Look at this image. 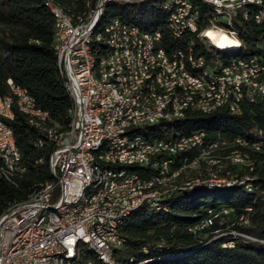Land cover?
Wrapping results in <instances>:
<instances>
[{"label": "bare ground", "instance_id": "obj_1", "mask_svg": "<svg viewBox=\"0 0 264 264\" xmlns=\"http://www.w3.org/2000/svg\"><path fill=\"white\" fill-rule=\"evenodd\" d=\"M83 1L85 2L87 12L73 16L67 13L62 6L54 3L53 0H44V5L54 18L53 47L56 46L59 17H63L68 23H72L73 26H83L85 21L89 18H94L96 15L95 20L90 25V41L87 42L86 46V63L90 69L91 76L93 78H102V76L106 75L100 80V95L110 96V86H115V92L126 94L129 97L128 106H130V109H134L133 112L129 113V117L123 118V115L126 114V106H118L116 109V104H109V114H115L116 118L108 117V124L110 127H114V131L123 132V138L106 136L99 139L95 144L96 155H107L113 151L131 152L141 150L144 145H150L157 141L158 138L151 137L150 129L160 123L181 121L187 115L193 113L210 115L222 109L227 111L230 104L231 108L240 114L243 106L255 104L252 100H248L246 95L241 93L240 90H232V96H230L228 87L224 86V82L220 78V73H216L209 67L200 66L195 63V50H198L201 55L211 56V62L219 63L220 65H246L254 63V57L257 56L243 55L244 49L240 38L239 42H234L222 34L221 30L215 29L210 25H204L202 34L215 42L210 45V42L204 36H195L194 38L191 26L181 25L177 22L176 17L181 15L182 10H200L202 12L199 5H203L211 9L202 13L204 15V22L214 24L215 10L212 6V0H107L103 5L102 3L105 0ZM114 3L136 4L140 8L148 5L165 12V28L167 33L181 47H172L167 50L163 47L162 36L159 32L144 30L137 25L123 22L120 18H112L107 22H102L105 17L106 6ZM167 4L168 6H164ZM100 5L102 6L99 9ZM226 13H229V6H220L219 14ZM244 17L246 20H253L256 24L260 21V24L264 25V1H246L244 3ZM112 33L116 48H122L121 52H114L113 54V63L116 68H112L111 65H103L102 60V53H107L108 51L106 40L108 39V35ZM153 38L155 41H159V49L168 51L170 61L176 64V71H184L185 74H172L169 76V59L156 58L157 44L153 41ZM195 45L198 48H195ZM54 52L59 74L64 80L66 91L72 103V107L69 110V128L65 133L55 135L47 128L48 113L36 107L34 99L28 94L27 90L18 86H10V82L12 81L8 80L7 84L10 93L0 97V127L4 133L12 134L14 145L16 144L13 132L7 123L8 120H12L14 117L13 108L24 114L30 125L41 132L47 133L49 140L64 139L74 128L76 96L71 92L67 72L64 69V62L55 50ZM255 68L259 72H264V60L255 61ZM191 80L195 81V83H192ZM203 85L208 86V91L205 92ZM32 107H35V109ZM228 113L237 115L235 112ZM198 134L203 133L198 132L192 136L180 138L169 136L159 140L169 142L171 149H179V156L182 153H188L187 148H189V141L182 139H188ZM250 136L255 140L245 143L243 141L245 139L239 137L233 142L235 146L234 150H230L227 156L216 159V163L220 162V160L224 161V169L219 171V175H224V178L216 181L221 183H238L249 180L245 178V180L238 181L236 175L232 173L231 168L253 170L254 167L250 154L248 151H244V149L255 153H264V130H256ZM227 145L224 142V144H215L212 148H204L203 146L199 148V141H196L194 143V150H198L197 148H199L198 157L189 164H186L188 163V158L183 157L180 164L186 165L171 170L170 175L135 184L131 195L120 193V196L105 198L106 207L118 206L122 201L134 204L125 209L117 218L113 219L115 235L123 239L119 231L121 226L134 211L142 206H146L148 210H152L155 213L166 211V206L162 205V203L170 197L167 196L169 194L199 187H207L210 190L220 189V186H212L213 188H211V186L206 185L209 180L207 178L202 181L196 179L188 186H179L174 189L169 188L168 184L172 180L177 179L179 174L191 164L203 162L207 167H210L208 164L213 162L211 158L213 152L225 148ZM36 146H42V140H38ZM15 153L16 161L21 162L22 168L14 165V158L12 156L0 151V178L8 183H12L15 177L25 172L22 155L17 146H15ZM131 161L137 167L135 169V177L147 176L141 175L139 171L140 169L150 170V165H147V163H152V175H159L160 173L159 163H154L153 149L143 148V154H131ZM50 163L51 155L49 158V173L54 176V180L41 183L24 201L9 206L0 214V224L2 217L10 214L14 210V206L15 208H30L36 205L39 197H47L51 194L53 184L57 181V173L50 166ZM169 163L170 155H163L162 164ZM175 164L176 157H172V165ZM112 166L114 168H123V160L112 159ZM96 170L97 163L88 164V174H95ZM232 176L235 178H231ZM97 188H99L98 178L89 179L83 187L82 192H78L76 195L77 206H86V211H95V204H91V202L96 195ZM245 188L250 190V185L245 184ZM162 196L165 197L156 198ZM148 197L156 199L141 202V200ZM42 215L43 218L63 216V208L56 205L44 206L42 207ZM110 236H113V229L99 231L100 242L106 243L111 248L110 262L100 252L99 245L90 243L89 236L86 235L74 236L71 241L70 252L65 255L53 253L51 255V262L76 264L83 261L84 253H90L92 256L86 257V260L91 261L92 264H95V262H99L100 264H118L115 261L114 255L123 246L119 238H110ZM240 237L247 238L244 236ZM80 246L85 247L84 250H80ZM161 247H163V244H156L152 249ZM143 252L148 253V249L143 248ZM129 261L132 262V259ZM147 262L144 261L139 264Z\"/></svg>", "mask_w": 264, "mask_h": 264}, {"label": "trees", "instance_id": "obj_2", "mask_svg": "<svg viewBox=\"0 0 264 264\" xmlns=\"http://www.w3.org/2000/svg\"><path fill=\"white\" fill-rule=\"evenodd\" d=\"M53 1L73 16L87 12L83 0ZM199 6L202 13L211 10ZM112 18H120L147 31L159 32L167 50L179 46L165 28L166 13L156 7L108 4L102 22ZM204 27L202 25V29ZM238 28L243 55L264 56V25L249 19ZM53 44L54 18L44 0H0V97L10 93L8 80L27 90L36 107L48 113L47 128L59 135L69 128L72 103L59 74ZM195 48L198 47L195 45ZM13 113V119L7 123L22 155L25 172L15 177L12 183L0 178V214L12 204L24 201L41 183L54 180L49 173L52 141L47 133L30 125L26 116L16 108H13ZM256 130H264V111L252 104L243 106L237 115L224 109L210 115L189 114L181 121L155 125L150 129V135L165 139L169 136L189 137L202 132L207 144H228L212 154L214 157H225L235 149L233 142L237 138L254 141L250 134ZM38 140H42L40 147L36 146ZM199 146L204 147V142L199 141ZM199 148L194 150L195 153ZM244 151L250 154L253 170H231L238 181L251 179L245 180L249 181L250 190L245 188V184L216 190L207 187L186 189L163 201L166 211L155 213L146 206L140 207L119 230L125 244L115 252V261L118 264L144 261H148L145 264H264V153ZM188 155L186 152L176 157L175 165ZM198 166L204 167L203 162H199ZM139 171L143 176L150 172L146 169ZM202 173L195 175L194 179ZM191 174L196 173L193 171ZM184 175L181 174L179 180ZM225 211L226 214L223 213ZM208 219L211 224L198 234L189 231ZM224 226H227V231L243 234L253 241L231 234L218 235L217 232ZM156 244H163V247L152 249ZM143 248L148 249V253L143 252ZM189 252V255L179 257ZM89 256L92 254H86V257Z\"/></svg>", "mask_w": 264, "mask_h": 264}, {"label": "built area", "instance_id": "obj_3", "mask_svg": "<svg viewBox=\"0 0 264 264\" xmlns=\"http://www.w3.org/2000/svg\"><path fill=\"white\" fill-rule=\"evenodd\" d=\"M246 1L253 0H212V6L215 10L214 24L204 22V15L200 10H182L181 15L176 17L177 22L181 25L191 26L193 37L204 36L210 45L215 42L202 34V25H210L219 29L229 40L239 42L240 31L238 26L246 21L244 17V3ZM106 2L107 0L102 5ZM164 6H168V4ZM220 6H229V13L219 14ZM95 16L85 21L83 26H73L63 17H59L58 36L56 46L53 48L64 62L71 92L76 96L74 128L66 138L51 140L53 150L50 166L57 173V181L53 184L51 194L47 197H39L36 205L30 208H15L14 206V210L10 214L2 217L0 224V264H59L51 262V255L53 253H62V255L69 253L72 238L78 235L89 236L90 243L99 245L100 252L110 262L111 248L106 243L100 242L99 231L113 229V236L110 238H119L115 235L113 219L134 204L122 201L118 206L106 207L105 198L120 196V193L131 195L135 184L163 178L170 175L171 170L189 164L198 157V153L194 151L196 141H203L204 148H212L215 144H224V142L207 144L205 134L182 139L189 141V148H187L188 163L172 165V157H178L179 149H171L169 142H164L158 138L155 143L144 145L143 148L153 149L154 163H159L160 173L159 175H152V163H147L150 165V174L146 177H135L137 167L131 161V154L141 155L143 148L131 152L113 151L107 155H96L95 144L99 139L106 136L123 138V132L114 131V127H110L108 124V117L116 118L115 114H109V104H116V109L118 106H126V114L123 115V118L129 117V113L133 112L134 109H130L128 106L129 97L126 94L115 92V86H110V96L100 95V80L106 75L102 78L91 76L86 63V46L87 42L90 41L89 30ZM258 24L262 25L260 21ZM153 41L157 44L156 58L169 59V76L185 74L184 71H176V64L170 61L168 51L159 49V41H155L154 38ZM106 44H108V51L102 53L103 65H111L112 68H116L113 63V54L114 52H121L122 48H116L113 33L108 35ZM257 60H264V56L254 57V63L251 64L220 65L211 62V56L201 55L198 50H195V63L220 73V78L224 82V86L228 87L230 96H232V90H240L248 100H252L264 111V72H259L255 68V61ZM10 86L15 85L10 82ZM203 86L205 92L208 91V86ZM32 108L35 109V107ZM226 112L239 114L231 108V104ZM243 141L248 143L246 140ZM15 146L12 134L4 133L0 127V151L12 156L14 165L22 168L21 162L16 161ZM163 155H170L169 164H162ZM112 159H122L123 168H114ZM89 163H97L95 174H88ZM91 178H98L99 188L96 189V195L91 202V204H95V211H86V206H77L76 195L78 192H82L86 182ZM249 181L226 184L227 186L234 184L250 185ZM221 184L225 183L209 178L206 185L216 187L221 186ZM163 197L165 196L156 198ZM156 198H144L141 202ZM48 205L61 206L63 216L43 218L42 207ZM223 213L226 214L227 212ZM210 224V219H208L206 222L189 229V231L192 234H198ZM120 240L124 246L125 239ZM250 240L253 239L250 238ZM76 264H92V262L86 260V253H84L83 261Z\"/></svg>", "mask_w": 264, "mask_h": 264}, {"label": "rangeland", "instance_id": "obj_4", "mask_svg": "<svg viewBox=\"0 0 264 264\" xmlns=\"http://www.w3.org/2000/svg\"><path fill=\"white\" fill-rule=\"evenodd\" d=\"M212 163H209L208 165L210 167H207V165L204 164V167H201V166H198L199 165V162H197L196 164H191L189 167H187L185 170H183L181 172V174H185L180 180V176L181 174H179V177L177 179H174L172 180L169 184H168V187L171 188V189H174L176 187H183V186H188L190 185L193 181H195L196 179H198L199 181H202L203 179L207 178H214V180H220V179H223L224 175H219V171L220 170H223L224 169V161L220 160V162L216 163V159H221V157L217 156V157H214L212 156ZM209 169V170H208ZM195 172L196 174H191V172ZM203 172V173H202ZM198 173H202V175L198 178H195L194 179V176L197 175L198 176ZM219 175V176H218ZM234 176H232L231 178H233ZM235 178V177H234ZM233 178V179H234ZM179 180V181H178ZM226 180V179H225ZM251 180V179H249ZM229 181V180H227ZM231 182V181H229ZM211 188H213L211 186ZM220 188H227V184L225 182V184H221ZM221 231H218L217 234L218 235H227V234H231L235 237H240V236H244L243 234H239V233H233L234 231H227V226H224V229H220ZM246 237V236H244ZM242 238V237H240ZM244 239V238H243ZM246 240H250V238H245ZM253 241V240H252ZM85 247H81L80 246V250H84Z\"/></svg>", "mask_w": 264, "mask_h": 264}, {"label": "water", "instance_id": "obj_5", "mask_svg": "<svg viewBox=\"0 0 264 264\" xmlns=\"http://www.w3.org/2000/svg\"><path fill=\"white\" fill-rule=\"evenodd\" d=\"M191 252H189V253H186V254H183V255H181V256H179V257H182V256H186V255H189Z\"/></svg>", "mask_w": 264, "mask_h": 264}]
</instances>
